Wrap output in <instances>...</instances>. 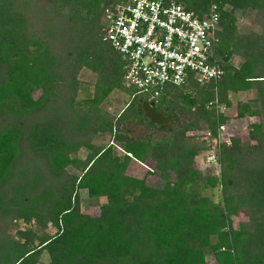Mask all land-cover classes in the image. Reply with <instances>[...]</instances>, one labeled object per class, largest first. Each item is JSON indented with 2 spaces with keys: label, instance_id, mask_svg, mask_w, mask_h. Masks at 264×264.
Returning a JSON list of instances; mask_svg holds the SVG:
<instances>
[{
  "label": "trees",
  "instance_id": "obj_1",
  "mask_svg": "<svg viewBox=\"0 0 264 264\" xmlns=\"http://www.w3.org/2000/svg\"><path fill=\"white\" fill-rule=\"evenodd\" d=\"M122 1L0 0V264H42V253L45 264H264V0H174L200 17L216 6L222 74L164 87L153 102L174 115L166 126L144 117L146 93L123 84V60L101 40L104 10ZM113 94L116 114L102 105ZM245 117L257 118L245 137L212 149L217 126ZM103 135L121 157L94 143ZM211 149L216 175L194 161ZM132 160L151 161L162 185L129 173ZM214 187L217 201L202 193ZM79 190L104 199L95 215Z\"/></svg>",
  "mask_w": 264,
  "mask_h": 264
},
{
  "label": "built area",
  "instance_id": "obj_2",
  "mask_svg": "<svg viewBox=\"0 0 264 264\" xmlns=\"http://www.w3.org/2000/svg\"><path fill=\"white\" fill-rule=\"evenodd\" d=\"M218 22L213 4L200 17L174 0H123L104 10L101 40L123 60V84L153 101L166 86L220 78ZM228 135L224 125L217 126L212 149Z\"/></svg>",
  "mask_w": 264,
  "mask_h": 264
},
{
  "label": "rangeland",
  "instance_id": "obj_3",
  "mask_svg": "<svg viewBox=\"0 0 264 264\" xmlns=\"http://www.w3.org/2000/svg\"><path fill=\"white\" fill-rule=\"evenodd\" d=\"M236 24L240 25L241 27H244L245 25L248 26L249 18L248 17H238ZM230 62L233 65H238L240 63V58L238 56H232ZM78 77H79V80L82 82L92 83L93 81V75L85 76V74L82 72L79 74ZM252 97H253L252 90L237 92L236 94H233L230 97L231 106L229 108L223 109V112L229 115L233 114L236 102H245L246 100ZM102 105L109 113L116 114L119 107L121 106V98L113 94V96L111 98H107V100H105ZM263 120H264V117H263ZM256 121H257V118L245 117V118L238 119V120H229L228 122L224 124V127L226 128L227 134L235 133L239 135L241 138H243L246 136L248 124H250L251 122H256ZM124 129L127 132L125 133L127 136L134 137V138L141 137L145 135L146 133L150 132V129L142 125H125ZM162 131L164 130H161V131L158 129L153 130L154 133H158V134H161ZM108 138H109L108 135L100 136L94 141V143L103 144L107 142L111 146L113 153L121 157L123 154L122 146L118 143L112 142L111 140L108 141ZM85 152H86L85 150H80L76 154V156L83 157ZM214 153L215 152L212 149H211V152L209 154L206 153V155H204L203 152L202 153L200 152V155L196 156L194 159L195 165L197 166L196 168H198L201 171L208 172L209 174H212V175L218 174L219 165L216 162ZM152 164L153 163L149 160H146L142 164H138L132 160L129 162L130 168L128 172L137 177L143 176L145 180L153 186H161L163 181L157 176V174L147 173V168H151ZM73 172L78 173L76 170H73ZM202 193L204 195L210 196L212 201H217V198L219 197V191L215 187L207 188L203 190ZM78 195H79L78 197L79 198V208L81 212L88 213L91 215H95L97 213L99 204L104 201L102 197L98 198L97 200L88 198L85 190H79ZM243 218H244V214L241 213L237 218L233 220L234 226H236L237 222ZM52 231L53 230L51 229V232ZM40 260L42 264H45L48 260L47 255L45 253H42Z\"/></svg>",
  "mask_w": 264,
  "mask_h": 264
},
{
  "label": "water",
  "instance_id": "obj_4",
  "mask_svg": "<svg viewBox=\"0 0 264 264\" xmlns=\"http://www.w3.org/2000/svg\"><path fill=\"white\" fill-rule=\"evenodd\" d=\"M139 105L144 117L153 125L166 126L174 120L173 114H163L157 107L154 106L153 101L142 99L139 100Z\"/></svg>",
  "mask_w": 264,
  "mask_h": 264
}]
</instances>
